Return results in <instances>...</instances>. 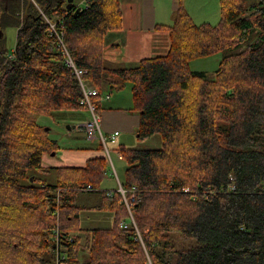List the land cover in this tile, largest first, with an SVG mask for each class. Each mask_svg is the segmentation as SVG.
Masks as SVG:
<instances>
[{
  "label": "trees",
  "instance_id": "trees-1",
  "mask_svg": "<svg viewBox=\"0 0 264 264\" xmlns=\"http://www.w3.org/2000/svg\"><path fill=\"white\" fill-rule=\"evenodd\" d=\"M120 2L68 9L67 0H0V264H81L86 252L82 264H264V0H220L217 25L195 24L180 0L173 23L159 26L170 35L168 54L113 68L104 42L123 28ZM47 20L99 90L96 113L137 114L138 140L160 139L156 149L115 147L127 162L123 188L137 190L131 212L142 242L122 194L102 188L105 158L41 166L57 146L38 116L89 109ZM219 54L213 75L191 69ZM125 92L123 108L101 98ZM86 193H100L99 202L80 205ZM82 211L115 220L83 228Z\"/></svg>",
  "mask_w": 264,
  "mask_h": 264
},
{
  "label": "crops",
  "instance_id": "crops-1",
  "mask_svg": "<svg viewBox=\"0 0 264 264\" xmlns=\"http://www.w3.org/2000/svg\"><path fill=\"white\" fill-rule=\"evenodd\" d=\"M179 2L180 0H121L123 28L111 32L105 37V61L113 68H132L144 59L167 55L171 46L170 35L168 31L160 29L159 26H169L173 23L179 9ZM161 13H163L162 16ZM203 16L208 15L205 13ZM108 95L111 97L105 102L117 108H123L130 104V95L128 94ZM99 115L101 131L104 136L108 137L118 131L117 143L125 146L132 144L133 138L138 139L139 115L121 109L108 108L102 110ZM90 117L89 109L59 111L52 117L45 115L38 117V124L50 130L48 137L57 146L55 155L48 153L42 155L41 166L45 170L85 168L90 160L106 157L101 143L86 135L84 123ZM78 123L82 124L76 126ZM113 152L116 155V160L119 161L122 176L120 179L117 177L119 183L124 180L126 166L123 160L119 159L118 151ZM116 174L118 175L117 170ZM108 179L109 174L107 173L103 184ZM103 189L115 191L106 187ZM99 212L104 215V228L111 227L115 215L111 212Z\"/></svg>",
  "mask_w": 264,
  "mask_h": 264
},
{
  "label": "rangeland",
  "instance_id": "rangeland-1",
  "mask_svg": "<svg viewBox=\"0 0 264 264\" xmlns=\"http://www.w3.org/2000/svg\"><path fill=\"white\" fill-rule=\"evenodd\" d=\"M77 1L78 0H76L75 2H77ZM79 1H81V0H79ZM183 2H184L185 10L191 16V18L193 19L195 24H197V25H201V24L217 25L220 22V19H221L220 0H183ZM79 7H82V6H79ZM205 13L208 16L204 17L203 14H205ZM162 14L163 13H161V16H162ZM6 35H7L8 46L13 51L15 49V46H16L17 31H16V29H9L6 32ZM221 58H222V54H219V55L214 56V57L196 60V61L191 63V69L193 71H201V72L204 71V72H207L209 75H213L214 72L219 67V64L221 62ZM92 87H94V86H92ZM124 94H128V93L125 92ZM92 103H93V101H92ZM65 111H76V110H65ZM56 112H59V111H56ZM56 112H54L51 116H49V115H45V116L52 117ZM80 124H82V123H78V124H76V126H79ZM76 128H78V127H76ZM94 139L98 140L99 143H101L102 148L104 147L103 150L105 151V154H106V157H105L106 162L109 163V169H108L109 179L106 183L103 184V188L106 187L109 189L119 191L120 184L122 186V183H121L122 181L120 180L121 182L118 183V178L120 179L122 176H121V171L119 169V161L116 160V155L113 151H115L116 145H120V144L117 143L118 142L117 139H116V142H114V143L113 142L111 143L110 141L103 142L98 138H94ZM128 147L142 148V149H156V148L161 147V142H160V139L158 136L148 138L144 141L133 138L132 144H130ZM55 154H56V152H55ZM118 157H119V155H118ZM119 159L123 160V162L125 163V166L127 168V162L123 159V157L119 158ZM116 170H117L118 175L116 174ZM100 196H101L100 193L80 194L79 204L84 205V206H94L99 202ZM81 213H82V220L80 223L81 227H83V228H104L105 227L104 226L105 225V222H104L105 219L103 217L104 215H101L100 214L101 212H99V211L98 212L82 211ZM79 261L81 264L87 263L89 261V253H87V252L81 253V255L79 257Z\"/></svg>",
  "mask_w": 264,
  "mask_h": 264
},
{
  "label": "built area",
  "instance_id": "built-area-1",
  "mask_svg": "<svg viewBox=\"0 0 264 264\" xmlns=\"http://www.w3.org/2000/svg\"><path fill=\"white\" fill-rule=\"evenodd\" d=\"M47 22L51 27L52 35L57 38L58 44L64 49V52H63L64 57H65L64 64L67 67L71 68L73 74L76 76V78L79 80L80 84L82 85L83 93H84V99L82 102L86 103L88 105V108L92 114L91 117L84 123L86 135L91 139L98 138L103 142H106V141H110L111 143L116 142V139L119 136L118 131L112 133L108 137L104 136V134L101 131V124H100L101 117L98 113H96L95 106L92 103V101L95 97L100 96L99 90L95 87H92V85H89V84L84 82V75L87 73L86 70L77 67L76 64L74 63L73 59L71 58L70 53L67 51V49L64 46L63 33L56 28V24L51 23L48 20H47ZM101 98L104 100H109L110 96L108 94H103L101 96ZM118 155H119V158H122L120 153H118ZM119 191L123 196V200L127 206L129 214L131 216V225L133 224V226L136 230L137 239H139V241L142 242V238H141L139 229L136 225L133 214L131 212L132 204L135 203V201H137V190L132 189L129 192V193H131L130 196L127 195V191L122 186H120ZM122 227L128 228L129 227L128 223L123 222ZM58 237H59V235L57 232L55 235V239L58 240Z\"/></svg>",
  "mask_w": 264,
  "mask_h": 264
},
{
  "label": "water",
  "instance_id": "water-1",
  "mask_svg": "<svg viewBox=\"0 0 264 264\" xmlns=\"http://www.w3.org/2000/svg\"><path fill=\"white\" fill-rule=\"evenodd\" d=\"M75 1L76 0H67L68 4H67V8H72L75 5ZM81 7H78L76 10V13H79L81 11ZM52 155H55V152L52 153Z\"/></svg>",
  "mask_w": 264,
  "mask_h": 264
}]
</instances>
